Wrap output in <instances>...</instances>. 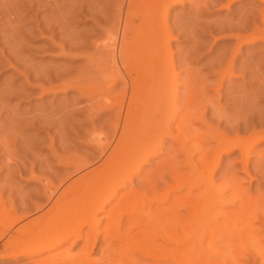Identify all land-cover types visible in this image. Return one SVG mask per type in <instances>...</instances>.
<instances>
[{"label": "rangeland", "instance_id": "obj_1", "mask_svg": "<svg viewBox=\"0 0 264 264\" xmlns=\"http://www.w3.org/2000/svg\"><path fill=\"white\" fill-rule=\"evenodd\" d=\"M176 1L169 2L166 23L170 33L168 49L157 54V63L163 62L165 77L171 74L177 80L175 93L179 95V113L171 123L172 135L177 134V125L182 122L180 114L189 103L190 107L192 105L191 113L195 116L190 114L191 118L185 120L187 127L192 129L187 132L195 131L190 132V135L199 133L201 140L198 141L208 151L224 136L230 139L229 146L245 143L251 137L264 136V2ZM125 2L127 3L126 0H0V264H33L64 247L75 254L82 245L80 241L73 245L66 243L64 247L44 251L39 255L24 256L13 255L4 243L8 238H22L20 229L27 219L37 215L41 208H47L50 197L57 193L59 195L61 192L59 197H68L69 199L61 202L68 204L72 202V196L87 197L90 192H96L98 179L92 178L80 181L91 183L89 186L86 182L88 190L85 194H82V189L66 194L64 188L79 177L81 168L86 169L101 162V153L97 148L99 140L106 143L114 139L112 123L115 114L119 112L118 103L122 97L119 94L125 87L121 80L114 78V73L117 74L118 68H127L129 60L125 58L126 54L117 57L119 54L114 53L112 46L123 16L125 17ZM140 2L138 1V7L145 9L148 0ZM155 23L160 25L158 20ZM161 28L163 27L160 26ZM116 63H122L120 65L123 66ZM185 96L191 98L186 106ZM173 136L164 135L160 151L150 157L134 178L133 184H129L128 189H122L119 195L130 190H142V194L146 192L150 197H167V191L172 190L168 186L172 185L171 172L178 169L180 176H187L190 169L184 165L186 156L181 150L182 144L173 139ZM188 140L186 147L195 144L193 138ZM250 140L247 141L248 144H251ZM219 150L221 148L211 153L206 161L212 162V165L207 164L210 170L208 172L213 171L210 173L213 181L210 180L215 189L224 186L230 188L228 190L225 187V196L229 192L234 194V197H231L232 194L228 196L235 205L240 206L243 203L240 200L248 199L256 204L254 210H261L253 221V226L255 224L254 227L259 228V248H264V140L255 144L248 155V173L242 171L243 156L240 150L234 149L230 153ZM195 158L198 159V156ZM202 166L199 162L197 170ZM202 175L203 173L199 179L205 181L202 180V183L199 180V184L204 186L197 188L198 191L194 190L189 195V200H192L191 204L195 202L193 207L201 204L206 210L212 200L204 197L206 193L202 196L204 191H208L205 182L209 183L207 178H203L205 174ZM91 180L95 181V186ZM236 186L241 191L239 195ZM243 192L247 195L242 197ZM183 195L187 196V188L172 190L169 197H186ZM229 197L227 199L231 200ZM237 205H228L224 211L228 209V212H236V207H239ZM201 207L198 205L194 208L202 210ZM249 210L239 212L236 216L240 215L241 221L237 219L235 223L215 212L213 216L211 211L206 210L208 215H212L208 216L205 211L207 218L200 214V223L211 240L203 235L194 250H187L186 257L189 256V260L193 257L191 262L208 258V261L217 264L220 261L215 260L216 257L213 260L211 253L217 252L219 247L225 256L227 254L226 257H231L228 264H264L252 253L256 243L249 242L247 246H252L248 247L247 252L237 251V248L227 250L224 245L229 242V236L235 241L238 230L240 232L245 229L247 232L246 218ZM182 212L187 214L185 210ZM243 219L245 224L241 223ZM188 220L189 225H196L190 215L187 222ZM231 221L233 227L229 225ZM105 223V218H101V229ZM194 226L188 227L192 229H188L189 233L186 232V235L192 236L195 233ZM84 231L88 232L87 227ZM212 233L221 235L212 239ZM101 239L102 235L90 253L93 258L99 257ZM220 240L228 252L222 250L224 246ZM232 251L234 254L237 252L236 256L231 254ZM238 255L242 257L239 258Z\"/></svg>", "mask_w": 264, "mask_h": 264}, {"label": "bare ground", "instance_id": "obj_2", "mask_svg": "<svg viewBox=\"0 0 264 264\" xmlns=\"http://www.w3.org/2000/svg\"><path fill=\"white\" fill-rule=\"evenodd\" d=\"M126 1V6L124 5V8H126L125 17L122 15L123 20L119 25V29L117 28L118 32L115 43L113 46L111 44L112 48L114 47L113 49H115L114 53L119 54L117 57H120V54H126L125 58H128L129 60V62L126 60L128 62L127 68H118L117 74L114 73L115 76L113 75L114 78L117 77L121 80L123 87L125 86L119 94V97L122 96L118 103L119 112L115 114V120L112 123L114 129V133L112 134L114 139L112 141H107L106 143L99 140L103 143H97V148H99L101 153V162L95 166L91 165V167L89 166L86 169L81 168L82 170L80 169L81 174L79 177H77V179L75 177L76 180H73L72 183L64 188L66 189V194H73L81 189L83 191L82 194H85L88 190L87 186H90L91 183L86 181L87 184L89 183L86 185V182L80 183V181L85 178H92L96 180L98 179L96 183L97 188L95 187L97 190L93 193L90 192L91 190L89 191L91 197H88V194L87 197H70V199L73 198L71 199L72 202H69L71 204L63 203V205L61 203L64 199L68 198L59 197L61 192L59 195L57 193L58 197H55L57 195L50 197L49 206L42 209L37 205L41 208V211L32 218L30 216V219H27V222L21 227L20 233L22 238H8V240H5L4 246L7 250L9 249L13 255L22 254L24 256H35L44 251H50L57 247H64L66 243H69L70 245L79 241L82 243L79 250L76 252L77 254H71L70 251L64 247L62 250L45 258L36 260L33 264H213L211 263V260L208 261V258L205 259L206 261L196 260L195 262H191L190 260L193 259V257H191L190 260L188 259L189 256L188 258L186 257L187 250L190 248L194 250L195 246L201 242L203 235H206L203 230L205 228L202 223H200L202 215L200 216V219L198 218L199 215L203 214L207 218L205 215V211L207 210L211 211L212 215L213 212H215V214L217 213V215L228 219L229 222L230 220H234L233 222L235 223L237 219L241 221V216H236L239 212H246L250 209L249 214L251 215L248 213V215L246 214L248 217L243 213V216H245V218L247 217V232L245 229L240 232L236 229L239 234L235 231L238 234V236L235 235L236 233L234 234L236 236L235 241L233 238L230 239V236L228 235L229 242H223L225 243L224 245H226L227 250L237 248V251L242 252H247L246 250H248V247L250 246H247L249 242L256 243L258 248L256 245L255 249L252 250V253L264 262V248L261 246L259 248V245L261 244L260 240H258L260 239L259 237H261L259 234L260 231L258 230V227V229L254 227L256 226L255 224L253 226V221H255L261 210H254L253 207H255L256 204L253 203V205L251 200L244 199L240 200V202H243H241L242 204L240 206L236 204L239 206L236 207V212H228V209H226L227 211H224L228 205L236 206L228 196V194L230 195L232 193L229 192L225 196L226 188L228 189L226 186L223 188L216 187L215 189L212 182L213 180L210 178V173L213 171L208 172L210 170L209 165H207L210 163L212 165V162H206L207 158L211 156L210 154L219 148H221V150L223 149V151L225 150V153H230L234 151V149H238L242 152L243 156L242 171L248 173V155H250L251 149L254 148L255 144L264 140V136L260 135L253 138L251 137V140L246 139L247 141H251L249 142L251 144H248L247 141V143L245 142L248 144L247 146L244 142L241 144L237 143V146L236 144L229 146L230 139L225 138L224 136L218 139V144L216 146L214 145L215 147L213 146V149L211 148L212 150H206L204 147L205 145H201L200 141H198V139H200V136L198 135L199 133H195L196 135H190V132L195 131L187 132L189 129H192L187 127L188 123L185 122V120L187 121L188 117L191 118V115H193L191 113L192 105L191 107L189 106V103L187 105V102L191 100V98H187V96L189 97L188 92V95L185 96L187 101L184 103V106L187 105V108L183 111L184 113L182 112L180 114L182 122L177 125L178 132L173 136L171 123L172 120H174L175 115L179 113L177 108V97L179 95L177 96V93H175L177 80L171 74L165 77L164 73L166 71L163 70V62L157 63V54H160L161 50L165 51L168 49L170 33L166 27V23L170 9L169 2L173 3L176 0H148V2H146V7H144L145 9H140V6L138 7V5H140L138 4V1L140 2L141 0ZM259 1L264 2V0ZM156 20L159 21L160 25L155 23ZM160 26L163 28L160 29ZM111 38L114 39L113 36H111ZM125 62H123V64ZM116 64L118 65L119 63ZM114 69L115 67L113 70ZM191 97L193 98V96ZM179 121H176V123ZM157 130L161 131L158 132ZM186 132L189 135H187ZM164 135H168V137L173 136V139L178 141V143L180 141L182 146H179L186 156L184 165L190 169L187 176H180L178 174L179 172H177L178 169L172 171L170 177L172 185H167L174 191L187 188V196L169 197L172 190L170 192L169 190L167 191V197H154L152 193L153 197H150L146 192L142 194V190H138L139 192L137 190H130L119 195V192L122 191V189H128V185L133 184L132 182L134 178L141 172L142 167L149 161L150 157L156 155L160 151ZM189 138H193L195 144L191 147H186ZM214 138L217 137L215 136ZM223 146H227L226 149L225 147L223 148ZM196 155L198 156V159L195 158ZM199 162L203 165V169H200L201 171L197 170V164ZM215 164L216 163H214V165ZM201 173H203V175L205 174V176L202 175L203 178L205 177L207 178V181L209 180V183L205 182L206 190L208 187V191H204L202 196L206 193V196L204 197H208L207 200L209 201L210 199L212 200L206 210L202 208L203 206L201 207V204H198L203 211L199 210L200 208H198V210L195 209L194 207H197L198 205L193 207L192 204L194 205L195 202L191 204L192 200L191 202L189 200V195L191 193L193 194L194 190L198 191L197 188L201 189L202 186H204V184H199L202 180L205 181V179H199ZM93 181L91 180L92 184L95 182ZM237 187L238 186H236V189H238V191L234 188L233 189L239 192V195L241 194V191H239V188ZM228 190H230V188ZM243 194L242 197L247 195V193L244 192ZM233 195L234 194H232L231 197H234ZM191 197L192 196H190V198ZM227 197L231 200L227 199ZM225 200H228L229 202ZM160 206H162V208H160ZM205 206L207 205H204V207ZM183 210L187 211V216L182 212ZM208 213L209 212L206 214L208 215ZM215 214L213 216H215ZM189 215L196 221V227L194 225H189V220L187 222ZM101 218H105L106 220V223L104 224L105 226L102 229L100 227ZM208 219L204 220L206 221ZM213 219L215 218L213 217ZM232 221L231 224H229L231 226ZM210 222L207 223L210 225ZM244 222L245 220L243 219L241 223ZM192 226L195 227V233L192 236L186 235V232L192 229H189L188 227ZM85 227H87V233L85 232L86 230L84 231ZM217 232L219 233V231ZM100 235H102V242L98 251L99 257L93 258L90 256V253L97 246V241ZM216 235L212 233V239L214 236L216 238L219 237L221 233L220 235ZM207 237L209 238V236ZM210 245L212 244L210 243ZM238 247H240L239 250ZM217 248L219 249V247ZM223 248L222 250L226 251L225 246ZM218 249L217 252H214L215 255L211 253L213 260L214 257H216L215 260L218 259L223 264H228L229 258L231 259V257H226L227 254L225 256L223 254L224 252L220 249V251H218ZM231 254L233 255L234 252L232 251ZM235 254L234 256H236ZM194 255H196V251ZM240 257L242 256H239V258ZM204 258H206V256H204Z\"/></svg>", "mask_w": 264, "mask_h": 264}]
</instances>
